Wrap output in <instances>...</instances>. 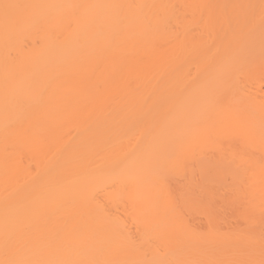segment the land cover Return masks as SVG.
Here are the masks:
<instances>
[{
	"label": "bare ground",
	"instance_id": "6f19581e",
	"mask_svg": "<svg viewBox=\"0 0 264 264\" xmlns=\"http://www.w3.org/2000/svg\"><path fill=\"white\" fill-rule=\"evenodd\" d=\"M260 2L0 0V264L227 262L211 186L220 133L264 119L236 78Z\"/></svg>",
	"mask_w": 264,
	"mask_h": 264
},
{
	"label": "rangeland",
	"instance_id": "374dc122",
	"mask_svg": "<svg viewBox=\"0 0 264 264\" xmlns=\"http://www.w3.org/2000/svg\"><path fill=\"white\" fill-rule=\"evenodd\" d=\"M260 3L259 6L264 7V0ZM259 66L260 63L250 65L248 68L251 70H244L246 76L240 71L241 76L237 73L239 76L236 78L241 86H245L242 89H246L245 91L250 95L254 94V98L257 97L255 100L264 108L261 102H264V63L262 67ZM246 107L251 106L248 104ZM234 114L237 116V112H233ZM239 114L243 113L238 111ZM262 117V114L259 118L250 117L245 120L246 126L236 119L245 127V131L234 130L233 134L228 132L227 136L226 133H220V138L217 140L218 146L221 147L220 156H227L230 151L235 155L233 163L219 167L217 182L211 186L216 196L220 235L229 234L233 241L223 254L227 259L224 264H264V248H259L257 256H254L251 243L254 234L264 233V119ZM253 126L259 127L260 130L254 133L246 131V127ZM228 156L225 157L226 160ZM193 223L199 228L205 226L201 217L195 216Z\"/></svg>",
	"mask_w": 264,
	"mask_h": 264
}]
</instances>
